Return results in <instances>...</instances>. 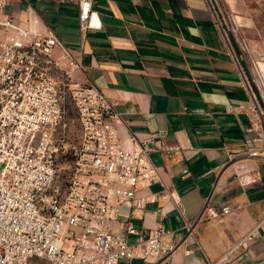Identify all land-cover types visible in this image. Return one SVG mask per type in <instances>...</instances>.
<instances>
[{"label":"crops","instance_id":"1","mask_svg":"<svg viewBox=\"0 0 264 264\" xmlns=\"http://www.w3.org/2000/svg\"><path fill=\"white\" fill-rule=\"evenodd\" d=\"M248 1L223 0L224 16L216 0H92L102 26L82 33L75 7L59 0H8L3 9L22 28L54 33L82 66L71 79L97 87L114 105L126 148L131 138L163 131L181 149L150 153L160 182L139 193L157 201L130 219L137 235L127 237L143 241L161 226L174 249L158 262L130 264H264V163L233 161L261 146L239 51H264V5ZM235 172L255 182L241 187ZM204 204L229 213L202 219ZM120 211L124 219L128 210ZM252 229L248 247L231 251ZM114 231L124 235L118 224Z\"/></svg>","mask_w":264,"mask_h":264},{"label":"built area","instance_id":"2","mask_svg":"<svg viewBox=\"0 0 264 264\" xmlns=\"http://www.w3.org/2000/svg\"><path fill=\"white\" fill-rule=\"evenodd\" d=\"M7 1L0 0V264H130L168 257L174 245L164 241L161 226L143 241L129 243L127 237L137 235L130 219L143 218L146 206L157 201L154 194L139 193L160 182L150 153L170 156L181 149L168 145L163 131L141 141L131 138L132 147L126 148L116 134L114 105L97 87L71 79L81 64L51 30L25 29L4 15ZM59 3L75 7L81 33L101 29L92 0ZM68 105L79 143L72 169L62 179L55 162L64 147ZM251 109L261 146L234 162L254 158L264 163V125L253 97ZM235 177L241 187L255 182L236 172ZM121 207L128 210L124 219ZM228 213V207L217 212L204 204L201 218ZM116 224L124 235L114 231ZM253 236L255 229L231 251L246 249ZM67 242L71 251H65Z\"/></svg>","mask_w":264,"mask_h":264},{"label":"rangeland","instance_id":"3","mask_svg":"<svg viewBox=\"0 0 264 264\" xmlns=\"http://www.w3.org/2000/svg\"><path fill=\"white\" fill-rule=\"evenodd\" d=\"M253 5L257 3L248 1ZM218 8L222 10V14L226 16L225 5L223 0H216ZM264 5V2H259ZM261 22L264 20V9L261 12ZM221 16V14H220ZM239 54L244 60L242 69L246 76V79L249 85H252L251 88L254 92L252 97L255 99L259 116L262 118L264 125V71L257 72L258 63H264V51H244L240 48ZM256 67V68H255ZM255 88L253 87V83ZM253 94V93H252ZM66 138L63 143V150L59 152L56 157V166L59 169V177L66 179L72 169L74 147H77L79 143V130L74 118V111L71 105L67 106L66 109ZM65 251H71L69 242L65 246Z\"/></svg>","mask_w":264,"mask_h":264}]
</instances>
